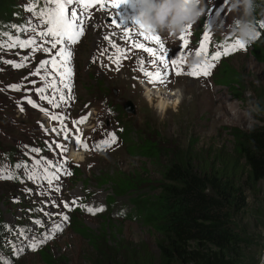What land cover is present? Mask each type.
I'll return each mask as SVG.
<instances>
[{
	"label": "rangeland",
	"instance_id": "374dc122",
	"mask_svg": "<svg viewBox=\"0 0 264 264\" xmlns=\"http://www.w3.org/2000/svg\"><path fill=\"white\" fill-rule=\"evenodd\" d=\"M256 2L260 5L255 13L257 24L259 17L264 21V0ZM204 3L205 12L200 19L190 29L186 28L171 39L167 38V34H146L138 30L131 19L120 20V13L124 16H134L139 7V0H128L116 8L111 7V2L107 0L108 6L104 10L94 5L93 12L86 13L84 35L79 42L70 45L73 53L71 66L74 75L70 79L73 99L65 103L60 102L61 92L66 95L67 90L57 83L61 92H53L47 88L46 93L49 97H56L55 102L60 105L59 108L53 107L49 102H44L37 109L29 107L26 112L21 110V107L10 104L4 107L3 113L0 114V140L3 144L14 145L18 139H27L31 133L38 135L27 140L30 145L34 144V139L40 140L41 137L43 141H48L47 152L35 157V161L41 160L42 163L37 165L34 161V172L40 175V179H29L28 173L33 171L20 170L19 178L22 182L15 186L9 199L4 195L8 185L0 182L1 219L11 224V228L19 226L24 233L21 236L22 243L20 246L16 245V250L24 248L25 251L15 257L5 258L3 255L7 264H43L37 251L31 250L29 244L33 239L41 240L51 234L55 224H62V231L40 246H47L50 254L59 257L60 264H85V260L93 255V249L87 242V233L103 230L104 233L120 239L121 244H143L152 252L158 234L149 223L142 220L138 206L145 197L153 199L155 196L159 174L158 167L151 160L132 152V144L138 141L139 132L142 136L152 134L163 148L194 141V148L206 149L230 145V130L233 126L246 128L253 123L264 124V107L259 113L250 111L259 103L258 91H264V63L252 56L251 45L254 43L212 61L214 66L208 76L194 77L170 72L172 61L179 60L182 55L190 69L195 64L208 62L212 53L222 51V45L226 46L236 39L229 27L236 14L229 11V4H224V0H204ZM131 4L135 7L131 8ZM25 16L28 18V24L42 30L44 25H40L39 21L35 20L36 17L29 14ZM257 28L261 33L258 40L261 37L264 39V28L258 24ZM205 32L209 34L207 54L201 53L200 62L191 63L190 58L196 54ZM24 35L30 37L35 33L30 29L25 31ZM149 35L159 36L165 45L164 49H160V54L167 55L168 67L154 65L151 53L132 47L133 43H144L146 47L158 48L159 45L155 41L145 39ZM181 35L187 39L186 45L181 41ZM38 38L42 41L50 39ZM261 46L264 48V40ZM47 47L49 46L45 43V48ZM107 53H110V56ZM47 54L52 56L55 51H47ZM117 58L119 63L115 62ZM221 61L231 67L237 84L233 81H229V84L218 82L220 76L217 71H221ZM142 64L144 71H167L166 83H148L144 71H141ZM19 73L13 71L12 75L18 76ZM2 74L0 73V76ZM44 74L46 76L47 71ZM56 78L59 82V78ZM44 83L49 84V80L44 79ZM152 88L159 91H148ZM160 95L167 96V105L159 104L162 97ZM126 99L132 102L133 108L129 107L134 109L133 112L124 110ZM0 100H6L5 95H0ZM89 107L97 111V122L83 137L89 145L87 153L81 159L72 158L73 162L67 160L69 165H74L71 174L58 172L59 179L53 180L50 186L43 178L44 168L48 161H55L56 152L57 159L60 160L65 153L60 152L58 156L60 150L55 148L53 142H59L60 138L48 129L49 125L43 118L42 111L48 113V118L52 113L60 114L66 120L77 113L85 112ZM112 133L116 137L115 144L104 150L91 149V145L107 140ZM75 154L79 152L75 151ZM0 169H9L8 164L0 162ZM66 171L69 172L68 168ZM111 173H134L149 182L139 186L137 191L113 193L109 180H101ZM74 199L77 206L71 207ZM64 202L69 203L71 210L64 207ZM82 206L102 207V211L92 214ZM60 213L66 215L68 220L63 221L58 215ZM235 217L248 225V228L245 227L247 241L245 244H239L241 264H258L263 246L261 236L264 226L252 228V218L242 219L239 214ZM37 220L41 221L40 225L35 223ZM77 220L82 224L81 228L87 229L86 234L74 229ZM17 233L19 235L21 231L17 230ZM0 264H4V261L0 260Z\"/></svg>",
	"mask_w": 264,
	"mask_h": 264
},
{
	"label": "trees",
	"instance_id": "16d2710c",
	"mask_svg": "<svg viewBox=\"0 0 264 264\" xmlns=\"http://www.w3.org/2000/svg\"><path fill=\"white\" fill-rule=\"evenodd\" d=\"M31 3L36 4L37 11L45 8L44 0H0V44L11 43L9 36L22 40L29 38L21 30L29 25L25 15L33 14L26 10ZM257 23L261 24L260 17ZM263 40L261 37L251 45L252 56L262 63ZM25 56L28 61L19 69L6 62L20 63ZM50 58L47 51H32L19 46L0 47V73H3L0 76V95L6 97V100H0V114L7 104L21 107L26 112L33 107L26 98L34 101L37 105L35 109L44 102L48 103L35 89L47 85L44 79L49 82L56 80L59 84L58 79L48 72L45 76L44 70H41L40 76L30 73L35 72L42 60ZM220 68L221 71H217L219 83L233 81L237 84V78H233L234 73L227 63L221 61ZM13 71L20 73L12 75ZM217 74L214 73V77L217 78ZM13 84H19L20 90L7 87ZM46 90L44 96H47ZM257 99V104L263 109V90L258 91ZM35 135L38 133L29 134L27 139H18L14 145L3 144L0 140V162H6L9 169L4 170L17 177L0 179L8 185L4 194L7 199L15 186L22 182L19 171H30L35 157L47 152L48 141H43V137L34 139L33 145L27 142ZM230 135L232 139L228 146L201 149L194 148V141H189L184 145L163 148L152 134L142 136L139 132L138 141L132 144V152L151 160L158 167L159 174L155 196L153 199L145 197L138 206L142 220L158 234L154 250L148 251L143 244H121L120 239L104 233V230L88 234L77 220L76 226L80 228L75 226L74 229L81 234L87 233V242L93 249L92 257L86 259L85 264H241L239 244L247 241L245 227L248 228V225L238 217L235 219V215L239 214L242 219L252 218V228L264 226V124L253 123L246 128L233 126ZM33 149L40 151L34 152ZM56 160L52 163L54 166L58 164ZM105 178L109 180L113 193L137 191L139 186L149 182L134 173H111L101 180ZM17 230L22 232L17 225L15 229L11 228V224L0 216L2 261L16 256L14 249L22 243V235H18ZM36 251L43 264H60L59 257L50 254L47 246H39Z\"/></svg>",
	"mask_w": 264,
	"mask_h": 264
},
{
	"label": "snow or ice",
	"instance_id": "6c2138e0",
	"mask_svg": "<svg viewBox=\"0 0 264 264\" xmlns=\"http://www.w3.org/2000/svg\"><path fill=\"white\" fill-rule=\"evenodd\" d=\"M128 0H111V7L116 8L119 7L123 3H127ZM45 8L37 11L36 10V4L31 3L27 6L26 10L33 13L34 17H39V24L40 25H46V27L43 30H37L36 28H33L31 24L28 25L26 29H22L21 31H27L31 29L35 35L29 37L28 39H20V38H13L11 36L8 37V39L11 41V43L6 44H0V47H9L14 48L19 46L20 48H31L32 51L42 50V51H48L49 53L53 52V50H56L58 45L59 50L55 52L54 55L51 56L48 60H42L40 62V65L36 68L35 72L30 73V75H41V70L47 71L49 75H55L59 78V84L63 86V89L67 90V94H63L61 92L60 87L57 84L56 80H51L49 84L45 85L44 87L36 88L35 91L37 93L41 94V99H46L50 104H52L53 107L59 108V104L56 103V97L55 96H44L43 93L45 92L46 88H50L53 92H61L59 96V100L62 103H65L67 101H70L73 99L71 94V84L70 79L72 76V68H71V59H72V51L70 50V45L75 44L79 42L80 38L84 35L85 32V25L87 23L86 19V13L87 11L92 8L94 5L99 7L101 10H104L108 4L107 0H44ZM228 0H224V4H227ZM71 5V9L69 10V6ZM77 5L80 6V9H77ZM223 6V5H222ZM211 9H209L210 11ZM115 23V21H113ZM119 26V25H118ZM260 26L264 28V21L261 22ZM192 25H189L187 28H191ZM258 37L261 35V33L258 31L257 33ZM38 37H50L47 41H41L40 43L37 42ZM105 39H109L108 37H105ZM146 40L155 41L157 45H159L158 48L153 47H146L144 43H133L132 47L134 49H143L146 52H149L153 55L154 59L152 60V63L154 65H158L160 67H168V58L167 55L160 54V49H164L165 45L161 42L160 37L157 35H149L145 37ZM183 44H187L188 41L185 38L184 35H181L180 37ZM209 39V34L207 32L203 33V40L200 43L199 48L196 51V55L200 56L201 53L207 54L208 51V45L207 41ZM45 43L49 44L50 47L45 48ZM246 45L242 44L238 39H236L233 43L226 45L223 48V51H216L214 52L210 60L205 63L195 64L190 69L187 70L185 73L181 67L184 57L183 55L180 57L179 60H173L172 65L174 69L176 70V74H188L190 76L199 77V76H208L210 69L214 66L212 61L218 60L221 58V56H227L228 54L235 52L237 49H245ZM28 61V57L25 56L24 60L20 63H17L15 61H6L10 65H12L14 68H22L25 66V63ZM116 63H119V58L115 60ZM50 66V67H49ZM141 71H144L143 64L141 65ZM144 75L150 84H164L167 81L168 73L167 71H160L157 70L155 72L151 71H144ZM41 79H44L43 76H41ZM34 83V82H32ZM7 87L13 89V90H20L19 84H13L8 85ZM27 102L31 104L33 107H37V105L34 103V101L31 98H26ZM23 110V109H21ZM49 118L53 121H59L60 122V128L53 127L51 129L52 132H59L63 135V140L65 142L74 140L75 145L77 148H83L87 150L89 148L88 143L85 139H83V133L78 127V125L83 124L87 121L88 115H85L83 117L78 118L77 120L72 121V125L75 128V134H71V130L68 129V127L63 123L64 117L60 114H49ZM116 143V137L115 134H109V138L107 140H102L100 142H97L96 144L92 145L93 148L97 150H101L106 147H110L113 144ZM56 149H59L60 152L66 153L68 151V145L67 143H61V142H53ZM51 147V145H50ZM34 152H39V149H33ZM42 163L41 160H36L35 164L40 165ZM67 163V157L63 156L60 165L54 166L51 161L47 162V166L44 168V176L43 178L47 180L48 184L51 186L53 183V180H58L59 176L57 175L58 172L64 171L65 174L70 175V172H67L66 169L63 168V165ZM17 167H20V165H17ZM55 167V171H52L49 174V168ZM17 177L4 169H0V179H16ZM28 178L32 180H38L40 179V175L36 174L34 171L28 173ZM58 190V189H57ZM77 206V201L74 199L71 202V207ZM64 207L69 208L71 210V207L69 203L64 202ZM85 208V210L89 213L95 214L96 212L102 211L101 208H93L89 206H82ZM51 215V214H49ZM61 216L63 221H67L68 217L62 213L58 214ZM37 225L41 224V221L37 220L35 221ZM62 231V224H55L53 225V228L51 230V234L44 236L41 240L33 239L31 243L29 244V248L33 251L37 250V248L43 244L46 240H50L53 238V236L59 232ZM21 235H24L23 232H21ZM25 251L24 248H20L18 250L14 249V254H19ZM3 258H0L2 260ZM4 264H7L6 261H4Z\"/></svg>",
	"mask_w": 264,
	"mask_h": 264
},
{
	"label": "clouds",
	"instance_id": "9594fccd",
	"mask_svg": "<svg viewBox=\"0 0 264 264\" xmlns=\"http://www.w3.org/2000/svg\"><path fill=\"white\" fill-rule=\"evenodd\" d=\"M228 4L229 11L236 14L229 26L233 36L244 45L255 43L258 40L255 13L260 5L256 0H228ZM205 7L204 0H139L134 22L136 28L146 34H167L171 39L195 24L204 14ZM200 59L193 54L190 62L198 63ZM250 111L259 113L261 109L257 104ZM261 264H264V258Z\"/></svg>",
	"mask_w": 264,
	"mask_h": 264
},
{
	"label": "bare ground",
	"instance_id": "6f19581e",
	"mask_svg": "<svg viewBox=\"0 0 264 264\" xmlns=\"http://www.w3.org/2000/svg\"><path fill=\"white\" fill-rule=\"evenodd\" d=\"M110 8V7H109ZM124 14V13H123ZM120 20H122V19H125V21H127L126 19H131V21H133L134 22V16H129V15H127V16H124V15H122V13H120ZM124 21V22H125ZM218 67V66H217ZM147 86H145V88H146ZM156 87H159V86H156ZM156 87H154V88H156ZM147 88H150V87H147ZM154 88H152V89H149L148 91H150V90H158V89H154ZM159 91V90H158ZM160 94V93H159ZM160 96H162V95H160ZM167 98V96H162L161 98H160V100H159V104L161 105V106H164V104L166 103L165 102V99ZM165 105H167V104H165ZM83 155L82 154H73V155H71V158H73V159H81V157H82Z\"/></svg>",
	"mask_w": 264,
	"mask_h": 264
},
{
	"label": "water",
	"instance_id": "95a60500",
	"mask_svg": "<svg viewBox=\"0 0 264 264\" xmlns=\"http://www.w3.org/2000/svg\"><path fill=\"white\" fill-rule=\"evenodd\" d=\"M124 103H125V106H124L125 111H127V112H133L134 111V109H132L133 104L130 100L126 99ZM129 106H132V108H130Z\"/></svg>",
	"mask_w": 264,
	"mask_h": 264
},
{
	"label": "built area",
	"instance_id": "2783aa9c",
	"mask_svg": "<svg viewBox=\"0 0 264 264\" xmlns=\"http://www.w3.org/2000/svg\"><path fill=\"white\" fill-rule=\"evenodd\" d=\"M261 238H262V240H263V241H262V242H263V246H262V248H261V250H260L258 264H261L262 258H264V232L262 233Z\"/></svg>",
	"mask_w": 264,
	"mask_h": 264
}]
</instances>
